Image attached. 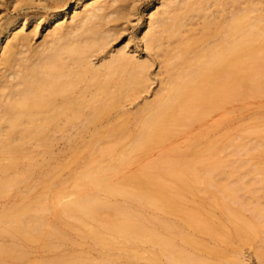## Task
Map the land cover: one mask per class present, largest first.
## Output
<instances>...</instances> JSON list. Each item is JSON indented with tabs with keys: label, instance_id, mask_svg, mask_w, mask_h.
<instances>
[{
	"label": "bare ground",
	"instance_id": "6f19581e",
	"mask_svg": "<svg viewBox=\"0 0 264 264\" xmlns=\"http://www.w3.org/2000/svg\"><path fill=\"white\" fill-rule=\"evenodd\" d=\"M141 1L0 0V264H264V165L228 160L264 141L139 164L264 96V0Z\"/></svg>",
	"mask_w": 264,
	"mask_h": 264
},
{
	"label": "rangeland",
	"instance_id": "374dc122",
	"mask_svg": "<svg viewBox=\"0 0 264 264\" xmlns=\"http://www.w3.org/2000/svg\"><path fill=\"white\" fill-rule=\"evenodd\" d=\"M151 0H142L139 3V7H142L145 2ZM4 8V7H3ZM5 13H3L4 15ZM133 31V30H132ZM158 71V69H156ZM158 89V84H153L151 92L145 94L144 98L141 97L135 101L134 104L130 106L132 110H136L139 104H142L145 100H152L154 97V91ZM114 118H120V114H114ZM264 126V96L258 98H250L246 101H240L233 103L228 106L227 109L218 111L212 114L203 124H195L192 127L188 128L184 133L176 137L174 140L168 142L162 148L156 149L148 154L139 164L148 160H158L162 154H176L177 150L185 152L188 156L191 153L187 152L190 140L194 137L201 136L198 141L199 147L197 148L200 153L206 149L207 145L213 141L217 142L220 146L227 144V142H240L244 137L243 142L249 143L250 145L258 146L259 142L264 141L262 137H257L254 134V130ZM75 147L74 144L69 142L60 141L56 147L57 151H61L64 156L60 158L58 162L64 163L68 161L71 157V150ZM262 150V148H260ZM227 153V152H226ZM224 155V154H223ZM222 155V156H223ZM228 160H241L244 161L247 166L244 171H241L238 176L246 172L247 170L256 169L258 165H264V153L258 152L256 156L253 157L250 154H247V151H242L239 154L230 156ZM57 162V163H58ZM229 170V168H226ZM64 178H68L69 172H64ZM254 177L257 180H261L257 184V188L264 187V174L260 171L254 172ZM258 195L264 197V193L260 192ZM205 197L203 193H199L198 197L189 195L188 204L197 207L201 198ZM264 200V199H263ZM1 208V205H0ZM207 210L214 211L216 214H219L218 210H215L212 206L207 205ZM246 217H250L251 214L248 211H244ZM89 230V228H88ZM72 237L77 240V244L74 249H63L62 252H70L72 250H81V245L79 244L80 239L77 238L75 233L71 234ZM237 247L238 244H235ZM241 248V246H240ZM242 253L246 258L247 264H257L255 258V248L249 244L242 246ZM44 253L39 249V246H34L33 257H42Z\"/></svg>",
	"mask_w": 264,
	"mask_h": 264
}]
</instances>
